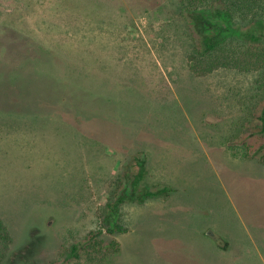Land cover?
<instances>
[{"label":"rangeland","instance_id":"374dc122","mask_svg":"<svg viewBox=\"0 0 264 264\" xmlns=\"http://www.w3.org/2000/svg\"><path fill=\"white\" fill-rule=\"evenodd\" d=\"M180 1L0 0V219L37 264L86 263L138 155L171 193L122 207L110 264H264V83L194 74Z\"/></svg>","mask_w":264,"mask_h":264},{"label":"trees","instance_id":"16d2710c","mask_svg":"<svg viewBox=\"0 0 264 264\" xmlns=\"http://www.w3.org/2000/svg\"><path fill=\"white\" fill-rule=\"evenodd\" d=\"M195 38L194 51L188 55L191 71L206 76L219 70L256 74L264 83V0H181ZM17 77L9 78L15 80ZM10 102V92H4ZM259 122L252 130L264 150V99L254 118ZM249 149V147H247ZM250 150V149H249ZM255 152V155L259 154ZM264 161V153L261 155ZM136 171L111 199L95 230L70 248V259L85 264H110L120 253L117 234L128 229L122 222L121 209L127 203L143 204L168 196V187H149L147 159L134 157ZM34 229V226L31 225ZM32 229L31 236L17 243L0 219V264H37L36 257L44 246L43 236ZM28 239V240H27Z\"/></svg>","mask_w":264,"mask_h":264}]
</instances>
